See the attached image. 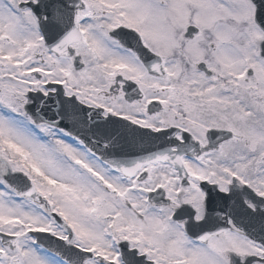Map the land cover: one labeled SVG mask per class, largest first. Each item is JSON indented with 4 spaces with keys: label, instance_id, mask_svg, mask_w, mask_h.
Here are the masks:
<instances>
[{
    "label": "snow or ice",
    "instance_id": "1",
    "mask_svg": "<svg viewBox=\"0 0 264 264\" xmlns=\"http://www.w3.org/2000/svg\"><path fill=\"white\" fill-rule=\"evenodd\" d=\"M0 264H264V0H0Z\"/></svg>",
    "mask_w": 264,
    "mask_h": 264
}]
</instances>
